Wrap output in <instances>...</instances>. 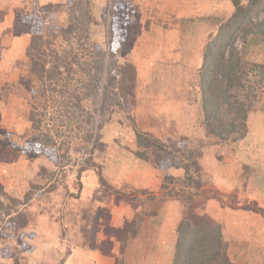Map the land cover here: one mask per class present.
Returning a JSON list of instances; mask_svg holds the SVG:
<instances>
[{
	"label": "rangeland",
	"instance_id": "rangeland-1",
	"mask_svg": "<svg viewBox=\"0 0 264 264\" xmlns=\"http://www.w3.org/2000/svg\"><path fill=\"white\" fill-rule=\"evenodd\" d=\"M51 1L54 5L66 2ZM241 1L243 6L249 4V0ZM16 2L21 5L15 9ZM116 2L118 6L113 10L112 0H90L93 21L89 34L93 42L107 49L113 40V27L120 30L123 41L116 59L120 64L128 61L135 67L136 89L128 98L129 116L106 109L100 92L95 99L81 103L93 117V138L86 145L81 144L84 124L77 122V117L70 122L60 115L53 104L55 95L35 98L28 88L25 52L30 41L27 32L32 30L30 17L26 14L19 23L13 22L12 17L23 11L31 14L34 8L51 3L0 0V19L7 27L3 29L7 51L9 47L14 51L11 60L0 61V191L17 201L14 210L23 212L27 222L23 230L15 232L17 236L11 233V240H0V247L9 246L12 255L9 260L0 256V264H13V258L20 264L171 262L180 214L172 207L176 202L162 195L161 188L168 177L152 163L135 156L138 149L132 122L135 130L163 142L196 140L193 147L200 149L197 161L202 185L206 181V197L190 213V224L219 225L226 243L222 253L233 264H264V106L250 113L248 135L237 147L230 141L200 136L198 82L190 79L196 76L202 62L206 39L231 17V1ZM254 5L241 24L228 30L238 34L235 46L242 60L262 62L264 66V38L244 33L248 29L256 33L264 23V0H257ZM36 16L46 26L40 25L44 33L50 31L52 24L64 25L68 18L64 8ZM17 36L24 39L14 47L11 39ZM4 47L0 44V55ZM58 50L62 56L63 51ZM32 86L30 89H37L39 84L32 80ZM193 91V100L189 101ZM31 112L34 121L28 118ZM32 124L38 127L35 133L40 137H52L57 147L61 142L69 146L70 159L62 167L44 155L23 154ZM88 158L93 165L88 164L78 179V170ZM41 169L45 171L42 176ZM232 169L239 172L234 177ZM169 173L182 175L174 169ZM100 179L118 194L103 188ZM31 180L36 185H46L35 191L27 204L21 203ZM167 186V191L171 190L172 186ZM153 196L155 201L151 200ZM0 201L4 205L12 203L2 196ZM228 226L231 231L227 232ZM125 228L127 232L123 231ZM242 231L244 238L237 241ZM247 248L252 251L249 257L244 251Z\"/></svg>",
	"mask_w": 264,
	"mask_h": 264
},
{
	"label": "trees",
	"instance_id": "trees-1",
	"mask_svg": "<svg viewBox=\"0 0 264 264\" xmlns=\"http://www.w3.org/2000/svg\"><path fill=\"white\" fill-rule=\"evenodd\" d=\"M112 1L114 10L118 4L116 5V0ZM230 1L233 5L231 17L219 25L215 34L209 35L206 39L201 52L200 67L196 70V76L190 79H196L198 82L197 111L201 127L198 134L230 141L237 147L240 141L243 144L248 135L250 113L264 106V66L261 65L262 62H244L235 46L238 34L233 35L228 30L243 22L245 16L255 7L257 0H249L247 6H243L241 0ZM54 8L58 11L65 9L68 14L67 22L64 25L52 24L50 31L44 33L45 29L41 30L40 25L44 28L45 24L39 22L36 14L51 13ZM23 12L13 16L12 19L13 22L19 23L26 18V14L30 17L29 24L32 30L27 32L30 41L25 52L29 91L35 98L37 95L43 97L45 94L54 98L55 95L56 101L52 100L55 107L59 108L60 115L70 122L77 117L79 120L77 122L84 124L81 144L87 145L93 138L90 131L93 117L81 103L96 97L100 92L99 94L104 98V106L111 113L127 115L126 113L130 112L131 103L128 98L135 93L137 77L136 69L131 63L126 61L120 64L116 59L118 47L123 41L122 34L119 29L113 27L111 31L113 40L107 44V49L91 40L89 31L93 17L90 0H66L63 4L51 3L34 8L31 14ZM257 28L256 33L252 29L244 33L246 36L260 34L264 38V23ZM43 36L48 39H44ZM59 48L64 53L62 56L59 54ZM32 80L39 84L37 89H30V86L33 87ZM194 93V91L191 93L189 101L193 100ZM34 117L32 112L29 113L30 121H34ZM131 124L138 149L135 156L152 163L165 174V177H168L162 185V195L176 202L172 207L178 209L177 214H180L170 264H233L222 253L226 243L219 225L215 222L196 224L189 222L188 217L196 203L206 197L203 193L201 170L197 161L200 149L193 147L196 140L181 138L178 141L167 139L163 142L135 130V124L133 122ZM32 127L31 136L23 144V154L28 157L44 155L50 161L59 162L60 167L69 161L67 144L61 142L57 147L52 137L48 135L40 137L35 133L38 127L35 124H32ZM89 158L78 170V179L88 164L93 165L88 161ZM171 169L182 172V175L171 176L169 173ZM43 173L45 171L41 169V176ZM62 180H65V177ZM100 183L110 193L118 194L103 179H100ZM29 184L30 188L24 194L21 203L27 204L34 192L46 185V183L36 185L32 180ZM168 184L172 187L167 191ZM53 188L54 186L50 189ZM143 194L146 192L143 191ZM0 196L13 203L4 205L0 201V217L3 218L0 240L5 243L11 240V233L15 234L19 232L18 230H23V225L27 222L23 212L14 210L17 201L11 199L4 191H0ZM153 197L151 200L155 201L156 198ZM126 230L125 228L123 231ZM10 249L7 245L0 247L1 258L9 260L12 256L9 254ZM13 264L20 263L13 258Z\"/></svg>",
	"mask_w": 264,
	"mask_h": 264
},
{
	"label": "crops",
	"instance_id": "crops-1",
	"mask_svg": "<svg viewBox=\"0 0 264 264\" xmlns=\"http://www.w3.org/2000/svg\"><path fill=\"white\" fill-rule=\"evenodd\" d=\"M40 3L41 4H46V3H54V1H51V0H40ZM18 5V6H17ZM19 5H21V2H16V4H15V9L16 8H19ZM14 6V5H13ZM14 8V7H13ZM13 11H15V10H13ZM3 16H5L4 14H3ZM5 28H7L6 27V25H5V23H4V20H1L0 19V44L2 45V46H5L4 47V49H2V53H1V58H0V61H6V60H11V58H12V54L14 53V51H13V49L11 50V48L9 47V50L7 51V44H6V39H5V36H6V34L5 33H3V29H5ZM24 39V37H21V36H17V37H12V39H11V43L14 45V47H16L18 44V42H22V40ZM13 47V48H14ZM5 50V51H4ZM12 53V54H11ZM19 56H21V55H19ZM16 58V57H15ZM17 58H22V57H17ZM16 58V59H17ZM2 105H3V103H2ZM0 109H1V101H0ZM3 109H5V107L3 106ZM4 130V129H3ZM5 131V130H4ZM235 168V167H234ZM232 171V174H233V177H234V175H236V174H238L239 172H237V170L236 169H232L231 170ZM205 180H204V184H205ZM236 182V181H235ZM204 184L202 185L203 186V189H204ZM228 184H229V186H230V184H231V182H230V179L228 180ZM205 186H206V184H205ZM178 209H176L175 208V212H178L177 211ZM247 219H249V220H251V219H253V217L252 216H247L246 217ZM228 228H229V226H228ZM228 231H231L230 230V228L227 230V232ZM244 231H242L241 232V235H239V237L237 238V241H240V240H242L243 238H244ZM230 235L232 234V233H229ZM260 241V240H259ZM241 242H243L244 243V241H241ZM244 245H245V243H244ZM244 251H246L247 252V257H249V251H250V254L252 253V251L250 250V248H247V249H245ZM170 258H171V254H170ZM248 261V260H247ZM157 264H161V263H158V262H156ZM167 264H170V263H167Z\"/></svg>",
	"mask_w": 264,
	"mask_h": 264
}]
</instances>
